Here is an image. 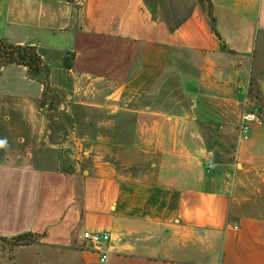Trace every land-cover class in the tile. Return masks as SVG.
I'll use <instances>...</instances> for the list:
<instances>
[{"label": "crops", "instance_id": "0c3cea01", "mask_svg": "<svg viewBox=\"0 0 264 264\" xmlns=\"http://www.w3.org/2000/svg\"><path fill=\"white\" fill-rule=\"evenodd\" d=\"M0 38L49 68L0 64V264H99L87 229L107 264H264V113L192 103L264 107V0H0Z\"/></svg>", "mask_w": 264, "mask_h": 264}, {"label": "built area", "instance_id": "2783aa9c", "mask_svg": "<svg viewBox=\"0 0 264 264\" xmlns=\"http://www.w3.org/2000/svg\"><path fill=\"white\" fill-rule=\"evenodd\" d=\"M192 101L196 105V100L193 99ZM263 113L264 107L260 99L247 88L246 94L241 100L240 113L237 121L240 139L248 140L252 127L262 125L261 115ZM205 163L208 172L215 170L217 167V162L211 152L207 156ZM234 227L237 228L238 226ZM83 237L87 242L91 243L98 252L99 264H107L108 249L106 246L111 239V232L107 230L97 231L87 229L83 232Z\"/></svg>", "mask_w": 264, "mask_h": 264}, {"label": "trees", "instance_id": "16d2710c", "mask_svg": "<svg viewBox=\"0 0 264 264\" xmlns=\"http://www.w3.org/2000/svg\"><path fill=\"white\" fill-rule=\"evenodd\" d=\"M0 64H19L26 66L30 73L37 75L40 73H48L49 68L44 63L42 57L38 53L36 47L32 45L11 44L0 38ZM49 90L46 88L42 95L41 106L44 107ZM40 234L25 233L13 238H1L2 247L7 245L9 252L17 247L29 245L40 237ZM2 250V254H3Z\"/></svg>", "mask_w": 264, "mask_h": 264}, {"label": "rangeland", "instance_id": "374dc122", "mask_svg": "<svg viewBox=\"0 0 264 264\" xmlns=\"http://www.w3.org/2000/svg\"><path fill=\"white\" fill-rule=\"evenodd\" d=\"M194 99L196 100V98ZM58 103H60L58 95L49 93L44 108L52 110ZM196 104V112L214 122L216 129L222 130L227 125L231 129H236V123L240 113V107L237 103L228 104L218 99L201 100L200 98V100L196 101Z\"/></svg>", "mask_w": 264, "mask_h": 264}]
</instances>
